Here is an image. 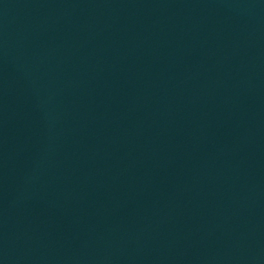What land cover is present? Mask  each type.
<instances>
[{
    "label": "water",
    "instance_id": "1",
    "mask_svg": "<svg viewBox=\"0 0 264 264\" xmlns=\"http://www.w3.org/2000/svg\"><path fill=\"white\" fill-rule=\"evenodd\" d=\"M0 264H264V0H0Z\"/></svg>",
    "mask_w": 264,
    "mask_h": 264
}]
</instances>
